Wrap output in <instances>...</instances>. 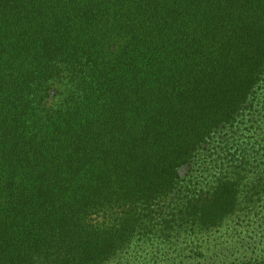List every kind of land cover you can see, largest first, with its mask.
I'll return each mask as SVG.
<instances>
[{"label": "trees", "instance_id": "1", "mask_svg": "<svg viewBox=\"0 0 264 264\" xmlns=\"http://www.w3.org/2000/svg\"><path fill=\"white\" fill-rule=\"evenodd\" d=\"M261 132L264 0H0V264L252 215Z\"/></svg>", "mask_w": 264, "mask_h": 264}, {"label": "rangeland", "instance_id": "2", "mask_svg": "<svg viewBox=\"0 0 264 264\" xmlns=\"http://www.w3.org/2000/svg\"><path fill=\"white\" fill-rule=\"evenodd\" d=\"M55 97L54 90L49 101ZM261 135L264 137V132ZM201 173L202 168L194 163L180 169L183 177ZM258 202L252 215L239 213L207 232L137 231L129 244L99 264H241L247 259L264 263V222L260 220L264 212L258 214L264 207V199ZM164 219L160 217L155 222L165 224ZM33 260V264L46 263L36 259L34 253Z\"/></svg>", "mask_w": 264, "mask_h": 264}]
</instances>
